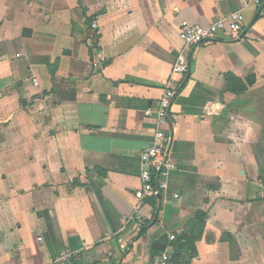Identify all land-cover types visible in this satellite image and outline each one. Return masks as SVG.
Masks as SVG:
<instances>
[{"label": "crops", "instance_id": "1", "mask_svg": "<svg viewBox=\"0 0 264 264\" xmlns=\"http://www.w3.org/2000/svg\"><path fill=\"white\" fill-rule=\"evenodd\" d=\"M234 11L247 35L194 50L165 129L168 188L139 203L146 112L181 49L179 24ZM226 74L245 90L227 89ZM171 234L198 238L169 264H264V4L0 0V264H147L173 254Z\"/></svg>", "mask_w": 264, "mask_h": 264}, {"label": "built area", "instance_id": "2", "mask_svg": "<svg viewBox=\"0 0 264 264\" xmlns=\"http://www.w3.org/2000/svg\"><path fill=\"white\" fill-rule=\"evenodd\" d=\"M251 3L255 7H260L264 4V0H251ZM96 27L97 22H92L91 28L94 30ZM247 30L248 27L241 11L230 12L205 26L193 25L186 20L180 22L181 49L174 60L169 77L162 86L156 107L146 112L147 115L150 113L154 115V128L150 144L138 154L141 184L140 188L134 192V197L139 203L147 197H161L168 188V178L175 166L169 153L171 136L165 132V129L176 119V116L170 113V109L180 89L182 79L189 72L194 50L225 33L228 39L240 41L247 35ZM92 44L91 65L94 72H100L107 64V58L97 47L95 41ZM33 83L36 84V80H33ZM177 196L176 193L173 194V197ZM128 219L134 221L138 228L147 224L145 219L139 215ZM175 238L174 234L168 236L169 241H174ZM68 256L69 254L62 253L56 261H65ZM170 260L169 252L160 251L152 255L147 264H169Z\"/></svg>", "mask_w": 264, "mask_h": 264}, {"label": "trees", "instance_id": "3", "mask_svg": "<svg viewBox=\"0 0 264 264\" xmlns=\"http://www.w3.org/2000/svg\"><path fill=\"white\" fill-rule=\"evenodd\" d=\"M225 85L227 89L233 92L245 90L243 83H241L239 79L235 78L231 74L225 75ZM197 238H198L197 236L196 237L183 236L180 237L179 239L175 238V240L171 242V246L173 250V254H170L171 260H174L177 257H179L180 253L186 249H189L191 251V254H194L195 253L194 242L196 241Z\"/></svg>", "mask_w": 264, "mask_h": 264}, {"label": "water", "instance_id": "4", "mask_svg": "<svg viewBox=\"0 0 264 264\" xmlns=\"http://www.w3.org/2000/svg\"><path fill=\"white\" fill-rule=\"evenodd\" d=\"M152 248H153V249H156V250H163V249H164V244L154 243V244L152 245Z\"/></svg>", "mask_w": 264, "mask_h": 264}]
</instances>
